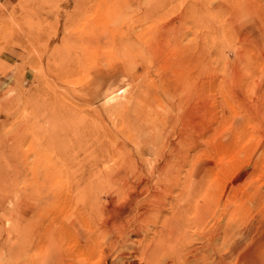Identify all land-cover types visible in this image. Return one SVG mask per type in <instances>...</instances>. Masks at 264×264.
I'll use <instances>...</instances> for the list:
<instances>
[{"label":"rangeland","instance_id":"rangeland-1","mask_svg":"<svg viewBox=\"0 0 264 264\" xmlns=\"http://www.w3.org/2000/svg\"><path fill=\"white\" fill-rule=\"evenodd\" d=\"M166 165L264 236V0H0V264L43 254L10 226L76 219L59 179Z\"/></svg>","mask_w":264,"mask_h":264},{"label":"bare ground","instance_id":"bare-ground-1","mask_svg":"<svg viewBox=\"0 0 264 264\" xmlns=\"http://www.w3.org/2000/svg\"><path fill=\"white\" fill-rule=\"evenodd\" d=\"M182 164H187L186 157L179 159L178 165ZM167 165L160 174L154 173L157 166L145 174L100 170L103 175L88 171L59 179L57 199L78 196L76 219L56 225L10 226L11 235H7L12 238L5 241L8 251L15 253L14 248L24 243L25 254L33 245L42 248V255L24 258L20 254L24 260L19 264H264V236L254 237L245 246L246 237L239 236V228L230 221L241 213L238 206L226 210V221H217L214 180L206 174L179 176ZM102 195H107L106 202H101Z\"/></svg>","mask_w":264,"mask_h":264}]
</instances>
